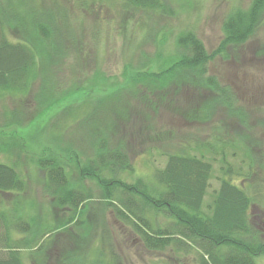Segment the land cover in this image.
Returning a JSON list of instances; mask_svg holds the SVG:
<instances>
[{
	"label": "rangeland",
	"instance_id": "1",
	"mask_svg": "<svg viewBox=\"0 0 264 264\" xmlns=\"http://www.w3.org/2000/svg\"><path fill=\"white\" fill-rule=\"evenodd\" d=\"M94 1L90 3L94 4V14L88 8L85 19L93 25L91 22L98 16L97 26L102 28L98 36L85 33L83 37L75 32L79 40L63 36L62 56L55 59L50 72L51 82L57 83L53 105L43 108L35 104L34 93L44 76L36 77L32 89L21 101L24 116L20 123L6 125L4 113L15 104L10 98L0 99V161L18 164L26 179L25 203L20 213L41 215V227L48 228L40 241L45 244L44 249L31 254L32 249L28 252L24 248L23 264H196L197 251L193 248L189 251L176 249L175 245L147 248L134 226L117 216L107 196L99 194L101 185L97 180L87 176L83 179L92 188V197L83 203L84 211L77 209L66 225L70 210L57 206L54 196L44 187L43 171L37 166L40 157H55L76 176L80 173L76 162L82 163V152L87 150L78 139L75 125L61 129L60 139L50 137L53 116L64 107L81 101L91 103L117 91L129 104L127 121H121L119 110L106 116L105 112L100 114L105 122L106 118L110 120L115 132L113 139L117 142L120 137L126 143L124 153L131 170L123 171L121 177L128 182L135 177H152L165 161L161 154L164 148L174 150L183 144L191 153L205 151L213 167L205 202L218 187L223 176L221 169L230 167L223 177L244 186L254 205L253 221L264 228V20L246 41L217 52L206 63V74L229 87L234 97L232 108L243 111V115L238 116L239 111L231 114L217 104L204 119L199 111L212 95L206 88L183 85L175 90L169 86L149 93L137 85L140 93L135 96L128 89L133 84L129 77L132 72L161 71L172 62L174 38L181 31H193L206 52L212 54L225 37L223 23L227 13L234 7L247 8L251 0H166L168 11L150 18L143 13L127 18L120 0ZM3 2L11 4L22 21L29 4L44 7L57 4L66 9L67 27L72 30H76V17L81 10L75 4L82 3L0 0ZM73 8L76 10L72 11ZM55 25L61 27L63 35L67 34L59 17ZM13 26H9L11 32ZM147 55L152 63L145 68L138 66L139 60H147ZM196 112L197 117L193 114ZM204 143L213 149L204 148ZM222 144L224 148L220 150ZM7 147L12 149L6 151ZM150 218L153 224L167 223L161 215ZM256 264H264V255L256 257Z\"/></svg>",
	"mask_w": 264,
	"mask_h": 264
},
{
	"label": "trees",
	"instance_id": "2",
	"mask_svg": "<svg viewBox=\"0 0 264 264\" xmlns=\"http://www.w3.org/2000/svg\"><path fill=\"white\" fill-rule=\"evenodd\" d=\"M79 1L82 3L75 4V8L81 9L76 17V30L67 27V11L57 4L47 7L29 4L26 18L22 21L20 13H16L11 4L0 3V99L10 98L15 104L4 113L6 125L22 121L24 109L21 101L32 89L37 76H44V81L38 84L34 93L35 104L43 108L53 105L57 83L51 82L50 72L55 59L62 56V48L65 47L63 36L75 40V32L83 37L85 33L99 35L102 27L97 26L100 23L98 16L91 22L93 25L85 19L88 8L91 9L90 14H94V4L90 3L95 1ZM120 1L127 18L138 13L150 18L168 11L166 0ZM56 17H59L67 34L63 35L61 27L55 25ZM263 20L264 0H251L247 8H232L223 23L225 37L212 54L206 52L193 31L179 32L174 38L172 62L161 71L132 72L129 76L133 83L128 88L130 94L140 93L136 90L137 85L149 93L169 86L175 90L183 85L206 88L212 95L203 102L199 111L204 119L217 104H222L234 114L239 110L232 108L234 97L229 87L220 85L215 77L206 74V63L217 52L246 41ZM10 25H14L13 32L9 30ZM146 59L139 60L138 66L145 68L152 63L150 56L147 55ZM127 105L128 102L117 91L111 96L95 98L91 103L81 101L64 107L53 116L50 137L60 139L61 129L75 125L78 139L88 150L82 152V163L76 162L80 168L76 176L55 157L43 156L37 160L38 168L43 171L47 193L54 196L57 206H66L70 210L65 225L70 223L77 209L84 211L83 203L92 197V188L83 181L87 176L99 182V194L107 196L117 216L134 226L147 248L163 249L169 245L185 251L193 248L197 251L196 264H256V257L264 255V228L253 221L256 219L254 214L251 215L254 205L244 186L223 177L229 173L230 167L221 169L223 176L218 187L209 193L206 202L207 189L213 177L212 163L205 156V151L191 153L183 144L174 150H162L165 161L155 169L152 177H135L131 182L121 177L123 171L131 170L124 153L126 143L120 137L117 142L113 139L115 132L111 122L108 118L105 122L100 113L105 112L106 116L119 110L121 121L125 123ZM193 114L197 117V112ZM241 115L243 111H239L238 116ZM234 146L238 148L237 144ZM203 147L213 149L209 143H204ZM223 148L222 144L220 150ZM5 149L9 151L12 148ZM26 190L27 182L18 164L0 161V264H23L24 248L28 252L32 249L31 254L44 249L45 244L40 241L48 233V228L41 227V215L20 213ZM158 215L167 219L165 226L152 223L150 217Z\"/></svg>",
	"mask_w": 264,
	"mask_h": 264
}]
</instances>
